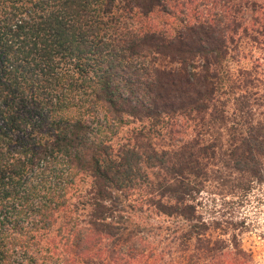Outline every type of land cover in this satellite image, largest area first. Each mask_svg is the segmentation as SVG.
Returning a JSON list of instances; mask_svg holds the SVG:
<instances>
[{
    "label": "trees",
    "instance_id": "obj_1",
    "mask_svg": "<svg viewBox=\"0 0 264 264\" xmlns=\"http://www.w3.org/2000/svg\"><path fill=\"white\" fill-rule=\"evenodd\" d=\"M263 72L264 0H0V264H250Z\"/></svg>",
    "mask_w": 264,
    "mask_h": 264
},
{
    "label": "rangeland",
    "instance_id": "obj_2",
    "mask_svg": "<svg viewBox=\"0 0 264 264\" xmlns=\"http://www.w3.org/2000/svg\"><path fill=\"white\" fill-rule=\"evenodd\" d=\"M254 54L256 55L257 52L254 51ZM249 64L248 60H242L239 63L241 66H248ZM231 65L236 67L233 63ZM201 196L205 204L203 209L206 208L203 216L225 218L231 222L239 221L241 225L234 231L237 234L240 247L249 255L250 264H264V183L252 185L251 189L242 197L241 202L239 201L241 196L231 197L228 195L222 198L214 196V202L209 201L204 192ZM219 202L222 204L220 205ZM210 209L214 210V213H209ZM230 231L232 230L229 227L227 232ZM212 236H217V231L213 232ZM219 236L227 238V235ZM178 264L180 263L178 262Z\"/></svg>",
    "mask_w": 264,
    "mask_h": 264
}]
</instances>
